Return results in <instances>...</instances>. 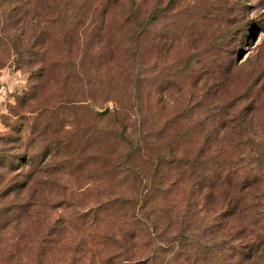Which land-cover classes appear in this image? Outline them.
I'll return each instance as SVG.
<instances>
[{
    "label": "rangeland",
    "instance_id": "374dc122",
    "mask_svg": "<svg viewBox=\"0 0 264 264\" xmlns=\"http://www.w3.org/2000/svg\"><path fill=\"white\" fill-rule=\"evenodd\" d=\"M161 5L165 9L161 11L159 23L151 26L149 34L151 38L163 35L172 48L158 50L149 41L145 49L142 48L144 57L138 56L137 61L138 66L144 65L146 70L144 80L139 83V97L134 96L133 78L124 68L130 64L120 58H115L108 68V65L101 64V69L92 68L85 76L66 77L62 69L65 47L59 42L46 48L47 62L53 60L50 65L46 64L51 69L46 72L48 80L43 91L34 94L30 71L15 55L17 47L21 49L24 42L15 31L18 23L11 26L9 44L0 48V59L4 62L0 69L7 67L13 75L22 73L26 83L8 94V112L6 115L0 113V124L9 129L0 134V213H4L0 218V244L5 246L4 262L18 264V255H15V251L18 252V231L30 235H25L29 239H24L22 247H25L26 240H33L37 234L38 239L46 228V213L52 219L61 211L73 217L91 210L95 212L99 206L114 208L119 213L113 220L103 222V227L119 217L127 219V216L139 213L146 223L141 220L144 225L138 229L144 226L147 234L151 224L159 220L158 226H164L163 240L175 238L163 253L166 259L180 249L179 233L182 232H187L189 237L195 234L196 239L215 238L212 243L216 244L215 248H220L223 239L219 235L224 228L214 218L215 213L223 212L224 205L215 212H211V207L194 214V219L198 218L194 224L181 225L179 214L185 210L177 194L184 189L187 192L188 187L174 185L180 176L176 169L170 172L166 164L175 158L191 160L196 155V136L192 130L196 113L190 110L184 114V106L192 98L195 83L202 88L211 82L209 77H194L193 74L213 54L216 46L224 38L226 41L230 39L227 46L233 51L236 63L264 62V0H161ZM115 12H119V8L110 9L107 23L112 25L117 19ZM232 26L234 34L230 33ZM155 31L160 33L156 35ZM116 35L111 46L115 49L120 44L118 48L122 49ZM188 61L191 66L187 68ZM175 74V86L164 92L154 84L162 75L167 81L163 83L167 85L171 83L168 79ZM229 80L228 96L245 86L243 73L232 75ZM137 104L143 105L142 111L147 116L141 135L147 136L149 149L141 156L134 154L132 148L141 129ZM107 108L109 111L101 117ZM263 115L264 112H260L259 116ZM175 116L185 117L179 126L165 123ZM167 127L171 128L167 130ZM179 133L182 134L176 139L174 136ZM160 153L168 158L154 174L158 164L155 159ZM128 154H132L131 157L136 155V158L127 160ZM134 159L139 162H133ZM178 164L170 165L175 167ZM132 166L146 170L147 180L131 170ZM154 184H158L157 188H153ZM18 185L22 186L20 191ZM169 187L174 188L170 195L167 194ZM62 199L70 202L68 208L62 206L54 211L49 206ZM26 200L36 205L32 213L37 214L18 225V202ZM146 200L147 203L142 205L145 208L139 211L140 204ZM98 227L74 231L82 236L103 229ZM123 229L130 234L138 230L129 224ZM146 234L139 235L132 242L119 243L115 248L125 244L137 257L150 255L155 241H149V237L144 236ZM101 250H104L102 255L116 251ZM124 264L132 263L126 261ZM250 264L258 263L252 261Z\"/></svg>",
    "mask_w": 264,
    "mask_h": 264
},
{
    "label": "trees",
    "instance_id": "16d2710c",
    "mask_svg": "<svg viewBox=\"0 0 264 264\" xmlns=\"http://www.w3.org/2000/svg\"><path fill=\"white\" fill-rule=\"evenodd\" d=\"M149 1L0 0V48L9 44L11 26L18 23L15 31L24 42L21 49L17 47L15 55L20 64L30 71L34 94L43 91L48 80L46 72L51 69L46 64L50 65L53 60L47 62L46 48L51 43L59 42L65 47V64L60 68L65 70L63 74L66 77L85 76L92 68L99 70L101 64L114 63L115 58L129 62L130 65L124 68L133 78L136 97L141 93L139 83L144 80L146 70L144 65L138 66L137 61L138 56L144 57L142 48L145 49L147 41L158 50L170 47L163 35L150 37L151 26L159 23V16L165 7L161 5V0ZM111 8H119L112 25L106 22ZM155 33L158 35L160 31ZM230 33H235L233 26ZM116 34L122 49L118 48L120 44L115 49L111 46ZM229 43L230 39L226 41L224 38L193 74L194 77L204 75L211 79L202 88L198 82L195 83L192 98L184 106V114L190 113V110L196 113V119L192 121L197 143L194 159L175 158L166 164L170 172L176 169V174L180 176L174 185L188 187L187 192L184 189L177 194L185 210L182 215L179 214L181 225L194 224L198 219H194V214L208 211L211 207V212H215L220 205H224L223 212L215 213L214 218L224 228L219 235L223 239L220 248H215L216 244L212 243L215 238L196 239L195 234L189 237L187 232H182L181 235L179 233L180 249L166 259L163 253L175 238L163 240L164 226H158L159 220L151 224L147 234L144 226L138 229V226L146 223L138 216L139 213L129 215L127 219L119 217V220L103 227V222L113 220L119 213L114 208L99 206L95 212L91 210L73 217L61 211L52 219L46 213V228L38 239L37 234L33 240H26L25 247L21 246L24 239H29L25 235H30L18 231V252L15 251L18 264H124L126 261L132 264H245L247 261L249 264L252 261L264 264V115L259 116L260 112H264V62L259 60L256 64L244 62L239 65L233 51L228 49ZM3 64L0 59V68ZM189 66L190 61L186 64L187 68ZM237 73H243L245 86L228 96L227 84ZM163 78L161 75L154 83L163 92L175 86L176 74L168 79L171 83L167 85L163 83L166 81ZM137 108L141 129L132 148L135 149L134 154L141 156L149 149L147 136L141 135L147 116L142 111V104H137ZM184 118L175 116L165 123L172 127L179 126ZM170 128L167 127V130ZM181 134L174 137L177 139ZM144 155L150 159L147 153ZM131 156L128 154L127 160L136 158V155ZM166 158L162 153L156 156L158 164L154 174L159 172ZM177 162L178 165L171 167L170 164ZM131 170L147 180L146 170L134 166ZM157 185L154 184L153 188H157ZM21 187L18 185V191ZM169 188L167 194L170 195L174 188ZM69 203L62 199L51 202L49 206L55 211L62 206L68 208ZM144 203L147 200L140 204L139 211L145 208L142 206ZM33 208L36 205L30 200L18 202V225L37 214L32 213ZM3 214L0 213V218ZM127 224L138 230L132 234L125 232L123 226ZM95 225L103 229L82 236L74 231ZM29 226L33 227L32 224ZM141 234H146L144 236L149 237V241H155L150 255L137 257L125 244L115 248L119 243L132 242ZM102 248L116 251L102 255ZM4 249L5 246L0 244V264H8L3 261Z\"/></svg>",
    "mask_w": 264,
    "mask_h": 264
},
{
    "label": "clouds",
    "instance_id": "9594fccd",
    "mask_svg": "<svg viewBox=\"0 0 264 264\" xmlns=\"http://www.w3.org/2000/svg\"><path fill=\"white\" fill-rule=\"evenodd\" d=\"M26 80L22 73L16 72L15 75L7 68L0 69V113L7 114L8 109L6 103L8 101V94L14 91L17 86L23 85ZM14 103V101H13ZM9 131L2 124H0V134H5Z\"/></svg>",
    "mask_w": 264,
    "mask_h": 264
},
{
    "label": "water",
    "instance_id": "95a60500",
    "mask_svg": "<svg viewBox=\"0 0 264 264\" xmlns=\"http://www.w3.org/2000/svg\"><path fill=\"white\" fill-rule=\"evenodd\" d=\"M107 111H109V109L107 108V109H105V110H103L102 112L103 113H106Z\"/></svg>",
    "mask_w": 264,
    "mask_h": 264
}]
</instances>
